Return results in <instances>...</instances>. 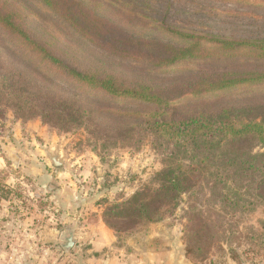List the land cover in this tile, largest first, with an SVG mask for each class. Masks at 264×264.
Instances as JSON below:
<instances>
[{
  "label": "rangeland",
  "instance_id": "obj_1",
  "mask_svg": "<svg viewBox=\"0 0 264 264\" xmlns=\"http://www.w3.org/2000/svg\"><path fill=\"white\" fill-rule=\"evenodd\" d=\"M9 1L11 6L22 9L29 32L72 66L87 69L91 65H103L135 80L150 75L149 66L132 62L118 64L87 48L38 1ZM91 3L87 2L86 8L90 20L103 28H115L122 38L134 35L142 38L141 43L169 41L164 34L150 31L144 25L149 21H121L120 14H109L103 10L105 7L93 9L89 6ZM176 3L184 13L199 10L200 18L182 14L172 20L184 30H206L236 39L264 37V0H177ZM209 7L218 14L216 18ZM205 8L209 12L201 16ZM1 47L4 51L0 61L3 65L0 70V264L87 263L91 254L80 249L87 244L73 250L65 246L67 234L61 237V233L49 229L63 225L55 216H61L67 209L84 213L98 211L104 215L107 201L110 205L126 201L163 168L170 145L163 140L164 135L149 132L145 125L138 127L137 118L120 119L117 125L121 127L108 120L101 126L82 127L55 126L48 122L36 100L30 101L27 94L16 90L7 91L4 77L15 76L19 84L23 77L18 73L25 78L42 75L44 79L39 80L38 87L28 83V88L45 97L54 96L59 89L75 92L71 80L53 69H42L33 54L12 45L7 38ZM214 47H209V51L221 55L219 59L198 64L188 61L171 70L157 69L152 75L154 79L148 83L154 87L159 82L176 86L186 81L182 91L191 83V73L201 76L226 71L264 72V59H255L246 49ZM233 55L238 56L231 58ZM181 72L185 73L181 75ZM78 93L92 96L102 92L84 89ZM207 99L217 106L234 105L246 99L263 100L264 84L232 85ZM107 104L138 113L149 112L127 98L108 100ZM196 104L201 105L194 101L186 105ZM93 131L96 136L91 135ZM251 145L245 149L264 152V145L255 142L252 149ZM54 158L61 166L55 165ZM183 159L186 165H193L189 158ZM224 168L210 162L200 167V174L195 173L198 177L192 179L194 188L183 194L176 209L166 213L159 222L143 223L117 234L116 246L123 257L114 250L106 251L107 259H114L112 264H119L121 260H127L126 264L142 263L144 257L153 264H264V208L249 206V184L229 179L226 189L221 191L220 185L215 184V176L219 172V179L226 181L231 172ZM62 195L75 197V203L69 206L59 201ZM222 195L235 201L237 206L227 207L229 203L222 202Z\"/></svg>",
  "mask_w": 264,
  "mask_h": 264
},
{
  "label": "trees",
  "instance_id": "obj_2",
  "mask_svg": "<svg viewBox=\"0 0 264 264\" xmlns=\"http://www.w3.org/2000/svg\"><path fill=\"white\" fill-rule=\"evenodd\" d=\"M36 1L56 15L87 48L106 55L114 62H119L118 64L132 62L133 65L151 68L147 71L150 75L139 80L123 73L120 76L103 65H91L87 69L76 68L54 54L47 43L41 42L29 32L20 7L11 6L9 0L0 1V61L4 51L1 44L7 38L12 45L33 54L42 69H53L59 75L67 76L76 90L68 92L58 88L57 94L45 97V94L40 95L36 90L28 88V83L38 87L39 80L44 79L42 75H31L27 79L22 73H18L23 77L19 84L15 76L4 77L7 91L16 90L27 94L30 101L36 100V104L43 108L45 119L55 126H101L111 121L121 127L117 125L120 119L137 118L138 127L145 125L149 132L157 136L164 135L163 140L170 145L171 150L167 153L163 168L131 198L114 205L106 202L103 220L108 228L119 234L143 223L163 220L166 213L180 205L183 194L191 192L195 186L192 183L193 177L200 174L199 168L208 162L223 165L225 170L230 169L231 173L227 174L226 181L219 179V172L215 176V184L220 185L221 191L226 189L229 179L249 184V206L264 208V152L246 150L247 145L251 144L252 149L255 142L264 145V99H246L235 102L237 104L234 105L218 106L206 101L232 85L264 84V72L226 71L218 75L201 76L191 73V83L182 91L186 81L177 83L176 86H173L174 83L159 82L154 87L148 83L154 79L152 75L157 69L171 70L188 61L198 64L219 59L221 55L209 51L214 46L222 47L221 49H246L255 59L263 60L264 37L247 36L236 39L213 35L206 30H184L172 23V20L182 14L185 17L200 18V14L199 10L184 13L177 6V0H93L92 3L88 0ZM87 2L91 3L89 6L93 9L105 7L103 10L109 11V14H120L121 21H149L144 25L150 31L164 34L169 41L156 43L152 40L141 43L142 38L134 35L122 38L115 28H103L90 20L86 12ZM93 4L97 7H93ZM205 9L206 12L201 16L208 14V9ZM209 10L216 18L218 14L214 8L209 7ZM236 56L238 55L231 58ZM2 66L0 62V70ZM184 73L181 72V75ZM84 89L97 90L104 96L102 93L92 96L78 93ZM120 98L132 100L141 107H146L149 112L138 113L107 104L108 100L119 101ZM192 101L201 105H186ZM91 135L96 136L94 131ZM183 158H189L193 165H186ZM217 160L221 163L217 164ZM222 197L223 203H229L227 207L237 206L235 201L231 202L223 195ZM194 228L195 225L193 230Z\"/></svg>",
  "mask_w": 264,
  "mask_h": 264
},
{
  "label": "crops",
  "instance_id": "obj_3",
  "mask_svg": "<svg viewBox=\"0 0 264 264\" xmlns=\"http://www.w3.org/2000/svg\"><path fill=\"white\" fill-rule=\"evenodd\" d=\"M63 198V195L60 196L59 201L66 202L69 206L75 203V197L73 198V196ZM55 217L60 219L63 225L49 229H51L52 232L61 233V237L64 234L68 235L65 246H69L70 248L73 247V250H76L84 246V244H87L84 248H80L87 254H91L90 256L88 255L89 260L87 263L84 262V264H107V262L112 264V262H115L114 259H107L106 251L113 252L116 250L120 252V248L116 246L117 234L106 226L102 213H98V211L84 213L67 209L64 214L61 216L56 215ZM77 254H79V252H77ZM120 254L123 257V253L120 252ZM141 262L142 263L137 262L135 264H153L152 260H149L148 257H144ZM120 263L126 264L127 260H121ZM128 263L134 264L132 261Z\"/></svg>",
  "mask_w": 264,
  "mask_h": 264
},
{
  "label": "water",
  "instance_id": "obj_4",
  "mask_svg": "<svg viewBox=\"0 0 264 264\" xmlns=\"http://www.w3.org/2000/svg\"><path fill=\"white\" fill-rule=\"evenodd\" d=\"M53 162L55 163V165H56V166H61V164H60V163H59V164L57 163L58 161H57V159H56V158H54V159H53Z\"/></svg>",
  "mask_w": 264,
  "mask_h": 264
}]
</instances>
